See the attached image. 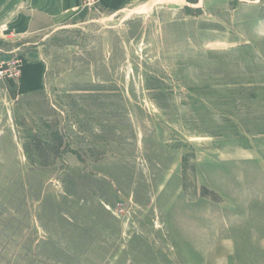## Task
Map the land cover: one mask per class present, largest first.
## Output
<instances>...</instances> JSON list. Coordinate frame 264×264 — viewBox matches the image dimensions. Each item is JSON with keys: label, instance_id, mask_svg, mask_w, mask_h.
Here are the masks:
<instances>
[{"label": "rangeland", "instance_id": "rangeland-1", "mask_svg": "<svg viewBox=\"0 0 264 264\" xmlns=\"http://www.w3.org/2000/svg\"><path fill=\"white\" fill-rule=\"evenodd\" d=\"M177 1L0 19V264H264V0Z\"/></svg>", "mask_w": 264, "mask_h": 264}, {"label": "crops", "instance_id": "crops-1", "mask_svg": "<svg viewBox=\"0 0 264 264\" xmlns=\"http://www.w3.org/2000/svg\"><path fill=\"white\" fill-rule=\"evenodd\" d=\"M131 1L138 0H102L101 6L119 12L127 9ZM192 1L195 4L202 0ZM82 12L81 0H0V19L10 21L19 33L44 32L47 36L61 28L77 25Z\"/></svg>", "mask_w": 264, "mask_h": 264}, {"label": "built area", "instance_id": "built-area-1", "mask_svg": "<svg viewBox=\"0 0 264 264\" xmlns=\"http://www.w3.org/2000/svg\"><path fill=\"white\" fill-rule=\"evenodd\" d=\"M98 1L99 0H82V3L84 7L92 8L96 6Z\"/></svg>", "mask_w": 264, "mask_h": 264}]
</instances>
